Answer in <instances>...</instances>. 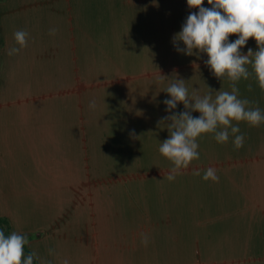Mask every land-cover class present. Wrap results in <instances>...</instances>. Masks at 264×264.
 Instances as JSON below:
<instances>
[{
    "label": "crops",
    "instance_id": "obj_1",
    "mask_svg": "<svg viewBox=\"0 0 264 264\" xmlns=\"http://www.w3.org/2000/svg\"><path fill=\"white\" fill-rule=\"evenodd\" d=\"M191 12L187 0L0 1V218L28 236L30 252L52 264H264V123L239 122L238 150L230 129L223 144L201 135L202 161L182 168H202L196 176L142 177L174 170L158 150L169 136L158 121L176 112L163 103L173 72L145 68L136 50ZM17 30L29 33L28 46L9 56ZM249 48L258 50L252 38L241 52ZM207 59L202 97L208 87L230 92ZM237 87L264 112L254 73ZM100 92L118 107L98 111ZM209 167L218 182L203 179Z\"/></svg>",
    "mask_w": 264,
    "mask_h": 264
},
{
    "label": "clouds",
    "instance_id": "obj_2",
    "mask_svg": "<svg viewBox=\"0 0 264 264\" xmlns=\"http://www.w3.org/2000/svg\"><path fill=\"white\" fill-rule=\"evenodd\" d=\"M207 3L211 7H203L204 0H187L188 7L198 9V12H191L187 16L181 31L174 35L173 43L176 50L185 55L199 57L201 53L206 54V65L216 78L221 80L227 77L231 82V91H215L208 87V93L202 98L198 95L190 97L184 79L175 75L174 79L160 75L161 81L170 79L164 90L171 97L163 101L166 111L172 113L180 103L185 109L158 121V126L165 125L169 133L158 150L172 162L174 171L188 168L193 160L199 158L197 141L201 135L214 133L215 140L223 144L229 140L230 129L234 136V147L238 150L245 141L244 135L238 134L239 122H247L252 127L264 123V112L259 106L252 107L248 99L238 98L237 87V82L242 78L249 79L254 73L259 87L264 90V0H207ZM50 34H55V29H51ZM231 35H237L238 38L230 42ZM28 38L26 30L14 32L19 47L9 49L7 54H18L28 46ZM250 38L256 41L258 50L249 48L245 55L241 49ZM180 42L184 48L179 47ZM90 107L94 108L95 102ZM193 112L200 115L194 117ZM233 121L237 123L234 125ZM130 135H134V131ZM168 179L172 181L175 176L169 173ZM203 179L219 181L212 167L206 169ZM141 237V243L147 246L148 236L141 233ZM28 244L26 234L13 231L6 236L4 229L0 228V264H34V260L39 261V264H52L51 260L41 258L35 251L26 255L24 248ZM48 254L53 255V249H49ZM63 264H68V261L65 260Z\"/></svg>",
    "mask_w": 264,
    "mask_h": 264
},
{
    "label": "rangeland",
    "instance_id": "obj_3",
    "mask_svg": "<svg viewBox=\"0 0 264 264\" xmlns=\"http://www.w3.org/2000/svg\"><path fill=\"white\" fill-rule=\"evenodd\" d=\"M167 2V1H165ZM186 3V0H185ZM167 6V5H166ZM161 10V15L164 14V11L168 12L169 18L171 19L172 16L170 14V9L165 8H160ZM196 10V9H193ZM175 11L180 12L179 9L173 10L174 14ZM163 12V13H162ZM184 23H175L173 25L167 26L166 24L158 25V42L154 46L155 42L153 44L149 40H143L144 45L142 46L141 49L136 50V54H138L136 60L140 64H142L145 68L150 69V67H158L159 72H164V68L169 69V71L173 72V78L174 75L177 76L178 78H182L185 81L190 84L188 88L189 96H200V90L198 82L200 81V76H202V72L199 70L202 69V53L200 54L199 57L196 55L188 56L183 54L182 52H178L176 50V47L174 46L173 43V37L176 33L181 31L182 25ZM148 44V45H146ZM180 48H184L185 46L183 45L182 42L179 43ZM164 70V71H163ZM96 94V93H95ZM99 99L100 104H101V110L98 107V111H101L102 113L107 112V108L109 104L116 109L118 106L115 105V103L108 102L107 100V95L105 92H100L97 94ZM143 106V112L146 111H151L152 107V101L150 99L148 100H143L142 102ZM121 111V110H120ZM130 111V110H127ZM175 112L178 111H185L184 106L182 103L177 105V108L174 110ZM197 113V112H193ZM148 157L150 156L147 154ZM201 156L197 162L198 164L202 161V154H199ZM146 171V172H145ZM202 171V168L198 169H187V170H146L144 169V172L142 174V177H156V176H166L169 173L173 174L175 177L177 174H189L191 173V176H196L199 172Z\"/></svg>",
    "mask_w": 264,
    "mask_h": 264
},
{
    "label": "trees",
    "instance_id": "obj_4",
    "mask_svg": "<svg viewBox=\"0 0 264 264\" xmlns=\"http://www.w3.org/2000/svg\"><path fill=\"white\" fill-rule=\"evenodd\" d=\"M0 1H2V0H0ZM0 228L4 229L6 236L10 235V224L6 218H0ZM24 252L26 255L31 253L26 246L24 248ZM34 264H37L36 260H34Z\"/></svg>",
    "mask_w": 264,
    "mask_h": 264
}]
</instances>
